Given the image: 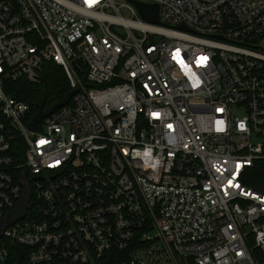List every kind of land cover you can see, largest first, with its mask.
Returning a JSON list of instances; mask_svg holds the SVG:
<instances>
[{"label":"built area","instance_id":"built-area-1","mask_svg":"<svg viewBox=\"0 0 264 264\" xmlns=\"http://www.w3.org/2000/svg\"><path fill=\"white\" fill-rule=\"evenodd\" d=\"M139 1L0 0L1 264H264V0ZM50 62L32 130L6 85Z\"/></svg>","mask_w":264,"mask_h":264},{"label":"trees","instance_id":"trees-1","mask_svg":"<svg viewBox=\"0 0 264 264\" xmlns=\"http://www.w3.org/2000/svg\"><path fill=\"white\" fill-rule=\"evenodd\" d=\"M6 90L16 98L29 103L33 116L43 100H45V107H49L65 98L67 93L72 90V87L69 84L63 67L50 62L45 64L42 81L40 83H31L25 78H21L16 81H10L6 85ZM248 184L260 191H264L263 164L258 163L250 170ZM18 250L25 251L23 248L10 249L13 258L9 259V263L17 261L20 264H26L25 256L21 257V255H16ZM123 258L125 257L121 256V254L112 253L109 255V258H105L101 264H113Z\"/></svg>","mask_w":264,"mask_h":264},{"label":"water","instance_id":"water-1","mask_svg":"<svg viewBox=\"0 0 264 264\" xmlns=\"http://www.w3.org/2000/svg\"><path fill=\"white\" fill-rule=\"evenodd\" d=\"M131 2L135 3L138 7L142 17L148 21L159 23V7L157 3H146L139 0H130ZM74 94V90H71L67 93L66 97L57 101L50 107L45 108V100H43L38 109L33 116L32 121L30 122V129L35 130L38 123L42 121L45 117L56 111L59 107L66 105L70 102L72 95ZM2 234V233H1Z\"/></svg>","mask_w":264,"mask_h":264},{"label":"rangeland","instance_id":"rangeland-1","mask_svg":"<svg viewBox=\"0 0 264 264\" xmlns=\"http://www.w3.org/2000/svg\"><path fill=\"white\" fill-rule=\"evenodd\" d=\"M114 1H115L116 3H118V4H121V3H129V2H130L129 0H114ZM120 12L122 13V15H123L124 17L138 18V16H140V14H139L138 16L134 15V14L132 13V11H131L128 7H126V6H121ZM63 69H64V68H63ZM64 71H65L66 77H67V79H68V81H69V84H70L69 76H68V74H67V72H66L65 69H64ZM70 86H71V85H70Z\"/></svg>","mask_w":264,"mask_h":264}]
</instances>
